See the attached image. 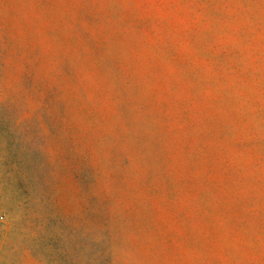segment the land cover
<instances>
[{"label": "rangeland", "instance_id": "1", "mask_svg": "<svg viewBox=\"0 0 264 264\" xmlns=\"http://www.w3.org/2000/svg\"><path fill=\"white\" fill-rule=\"evenodd\" d=\"M0 264H264V0H0Z\"/></svg>", "mask_w": 264, "mask_h": 264}, {"label": "clouds", "instance_id": "2", "mask_svg": "<svg viewBox=\"0 0 264 264\" xmlns=\"http://www.w3.org/2000/svg\"><path fill=\"white\" fill-rule=\"evenodd\" d=\"M6 7H10V6H6Z\"/></svg>", "mask_w": 264, "mask_h": 264}]
</instances>
